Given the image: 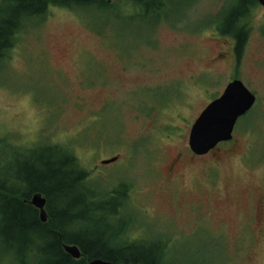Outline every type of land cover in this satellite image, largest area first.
Listing matches in <instances>:
<instances>
[{
	"label": "rangeland",
	"instance_id": "374dc122",
	"mask_svg": "<svg viewBox=\"0 0 264 264\" xmlns=\"http://www.w3.org/2000/svg\"><path fill=\"white\" fill-rule=\"evenodd\" d=\"M164 1L154 12L133 0L51 5L27 22L0 65V140L19 152L68 148L98 194L125 189L108 224L127 243L160 240L166 264H264L262 8L246 5L235 66L213 58L230 52L217 26L238 0ZM234 79L256 97L236 147L193 159V122ZM10 256L0 248V264H16Z\"/></svg>",
	"mask_w": 264,
	"mask_h": 264
},
{
	"label": "trees",
	"instance_id": "16d2710c",
	"mask_svg": "<svg viewBox=\"0 0 264 264\" xmlns=\"http://www.w3.org/2000/svg\"><path fill=\"white\" fill-rule=\"evenodd\" d=\"M164 2L133 0L146 12L158 11ZM250 2L238 0L217 31L234 34L240 43L242 19ZM93 3L96 0H0V65L25 24L42 17L50 5L71 9ZM253 3L257 1L250 5ZM17 158L22 160L21 167L14 172ZM0 161V248L11 254L16 264H85L93 260L166 264L167 249L160 240L127 243L121 238L125 229L112 230L108 222L121 218L116 208L119 200L126 201V190L118 187L98 194L89 187V174L68 148L47 144L19 152L0 140ZM37 193L46 201L45 223L29 202ZM113 206L116 208L107 212ZM88 224L93 229L87 228ZM66 245L76 246L81 258L70 257L64 251Z\"/></svg>",
	"mask_w": 264,
	"mask_h": 264
},
{
	"label": "water",
	"instance_id": "95a60500",
	"mask_svg": "<svg viewBox=\"0 0 264 264\" xmlns=\"http://www.w3.org/2000/svg\"><path fill=\"white\" fill-rule=\"evenodd\" d=\"M263 9L264 0H257ZM255 97L240 81H232L225 88L221 96L212 101L193 123L188 139L190 151L197 156L205 155L219 143L228 142L232 138L236 121L247 113L254 105ZM117 161V157L104 160L102 165H109ZM30 205L38 210L42 223L47 221L45 199L37 193L31 196ZM64 251L74 260L81 258V252L74 245L64 246ZM85 264H118L102 260H93Z\"/></svg>",
	"mask_w": 264,
	"mask_h": 264
},
{
	"label": "flooded vegetation",
	"instance_id": "af4514ba",
	"mask_svg": "<svg viewBox=\"0 0 264 264\" xmlns=\"http://www.w3.org/2000/svg\"><path fill=\"white\" fill-rule=\"evenodd\" d=\"M243 28H244V34H243V38H242V41L239 43L235 37L234 34H228V35H224V36H227L229 39H230V52L229 54L226 52L223 53V54H217L214 58H213V61L215 63H219L221 60H224L226 59L227 55H231L232 59H233V65L235 66H238L241 62V59L243 58V53H244V50H245V47H246V42H247V38L249 37V29L246 25H243ZM221 35V34H220ZM236 142H234V133L232 134V140L229 142V143H222L220 145H218L215 149H213L212 151H210L209 153H207L206 155H203V156H196L194 154H192L193 156V159H201V158H204L208 155H212V158H214V160L217 159L218 155L222 154V153H218V151L221 150V147L220 146H223V145H229V144H233L235 147L236 145L234 144ZM181 158L179 156H177L175 158V160L173 161L172 165L169 166L168 170L169 172H172L174 171V168L176 166H178L179 162H180Z\"/></svg>",
	"mask_w": 264,
	"mask_h": 264
}]
</instances>
